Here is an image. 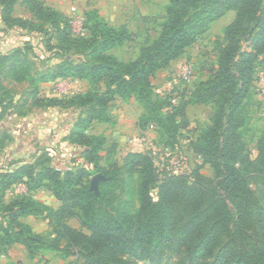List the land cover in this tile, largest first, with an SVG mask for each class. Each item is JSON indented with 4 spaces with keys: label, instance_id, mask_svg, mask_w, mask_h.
<instances>
[{
    "label": "trees",
    "instance_id": "obj_1",
    "mask_svg": "<svg viewBox=\"0 0 264 264\" xmlns=\"http://www.w3.org/2000/svg\"><path fill=\"white\" fill-rule=\"evenodd\" d=\"M17 1L0 0V16L5 24L36 31L49 25L56 31L60 45L87 53L86 60L66 62V66L41 80L71 77L104 87L54 101L63 108L83 109L67 136L68 143L82 148L78 169L62 172L51 164L50 156L42 154L15 172L0 176V207L8 218L6 224L0 221V246L22 243L32 249L29 243L34 238L21 218L45 213L57 216L59 235L69 245H81L87 255L85 264H131L124 256L132 251L145 252L148 247H166L177 253L182 250L191 262L264 264V183L260 189L263 205L252 212L262 245L238 249L222 238L223 233L234 236L242 222L238 216L232 224L237 217L234 215L247 208L243 192L248 179L247 159L239 161L238 149L248 121L244 101L249 94L253 65L264 54V0H168L157 36L143 44L129 61H122L110 51L130 41L133 32L125 25L110 24L98 9L86 11L81 26L84 33H74L69 19L42 0H22L33 20L14 17ZM229 11L235 15L214 42L216 58L201 64L188 100L190 104L214 106L210 124L199 132L191 150L213 167L224 193L191 183L184 176H173L160 181L153 197L151 190L157 180L152 158L146 152H129L124 157L128 199L121 203L116 216L99 213L97 205L106 201L104 188L114 178L99 164L105 139L89 135L88 128L93 122L104 121L110 102L120 97L134 99L150 114L140 120L167 125L165 130L175 133L176 109L166 114L160 111L166 101L153 100L150 78L183 55L206 26ZM244 38L249 40V49L241 48ZM8 60L9 56H1L0 65ZM9 68L16 82L29 80L36 84L37 80L31 78L30 62L15 58ZM257 161L264 163V129L257 140ZM96 173L105 176L99 181L98 194L90 189V177ZM20 184L24 185L23 193L3 203L6 191ZM39 188L50 192L63 207L55 210L28 195ZM62 215L77 217L87 232L65 226Z\"/></svg>",
    "mask_w": 264,
    "mask_h": 264
},
{
    "label": "rangeland",
    "instance_id": "obj_2",
    "mask_svg": "<svg viewBox=\"0 0 264 264\" xmlns=\"http://www.w3.org/2000/svg\"><path fill=\"white\" fill-rule=\"evenodd\" d=\"M42 1L61 11L69 19L70 30L74 33H84L81 27L84 13L93 8H97L112 25L126 23L133 32V38L116 51H110L122 61L134 59L140 47L157 36L168 3V0ZM21 3L22 0L16 2L12 15L33 20L32 14ZM234 15L233 11H229L211 22L173 66L156 72L150 78L153 100L166 101L160 111L166 114L176 109L175 133L167 132V125L159 126L149 120H140V117L150 114L136 101L122 100L120 97H114L110 102L104 121L90 125L86 133L105 139V145L99 152V164L114 178L104 188L106 201L97 205L99 213L107 212L116 216L121 203L128 199L124 157L129 152H146L152 158L157 180L151 190L153 197L156 196L160 181L173 176H184L191 183L224 193L219 183L220 177L216 176L213 167L191 150V143L199 132L210 124L214 106L190 104L188 100L201 64L215 60L214 42ZM241 41V48L249 49V40L244 38ZM1 56H9L10 60L0 65V176L15 172L42 154L50 156L51 164L58 166L62 172L78 169L83 151L68 143L67 136L82 116L83 109L63 108L54 101L104 86L71 77L41 79L66 66V62L86 60L87 53L60 45L56 31L49 25H44L42 31L28 30L7 25L0 16ZM15 58L30 62L31 78L37 80L36 84L29 80H13L9 64ZM252 77L249 94L244 101L248 121L238 149L239 161L247 159L248 179L243 189L247 208L237 214L230 203L233 213L237 214L232 224L238 216L242 217V222L233 237L222 234L225 243L245 250L263 243L252 212L263 205L260 189L264 183V163L257 161V140L264 129V54L254 63ZM71 158L74 162H71ZM23 190L22 184L8 189L3 196V203L12 201ZM28 195L55 210L59 211L63 207L50 192L42 188L28 192ZM7 220V213L0 207V221L6 224ZM61 220L65 226L87 232L75 216L62 215ZM23 221L30 227L34 238L29 243L32 249L22 243L0 246V264H85L87 255L81 245L71 246L59 235L61 226L57 216L44 213L29 216ZM124 258L131 264H209V261L203 260L191 262L182 250L177 253L166 247L159 250L148 247L145 252L132 251Z\"/></svg>",
    "mask_w": 264,
    "mask_h": 264
},
{
    "label": "water",
    "instance_id": "obj_3",
    "mask_svg": "<svg viewBox=\"0 0 264 264\" xmlns=\"http://www.w3.org/2000/svg\"><path fill=\"white\" fill-rule=\"evenodd\" d=\"M101 180H105V176L99 173L92 176L90 180V189L97 194L99 193L98 184H99V181Z\"/></svg>",
    "mask_w": 264,
    "mask_h": 264
},
{
    "label": "crops",
    "instance_id": "obj_4",
    "mask_svg": "<svg viewBox=\"0 0 264 264\" xmlns=\"http://www.w3.org/2000/svg\"><path fill=\"white\" fill-rule=\"evenodd\" d=\"M116 1H117V0H115V2H116ZM96 7H98V6H96ZM96 9H97V8H96ZM106 19H107V18H106ZM230 22H231V21H230ZM230 22H229V23H230ZM119 25H125V26H126L131 32H132V30L127 26L126 23L122 22V23H117V24H115V26H119ZM158 29H159V28H158ZM158 31H159V30H158ZM123 45H125V43H124ZM123 45H122V46H123ZM122 46L115 48V51H116L117 49L121 48ZM115 56H116V54H115ZM181 56H183V55H181ZM181 56H180L179 58H181ZM116 57H117V56H116ZM179 58H177V59L171 61L170 64H169V66H168L167 68H169L170 66H173ZM165 69H166V68H165ZM161 70H164V69H161ZM161 70H159V71H161ZM159 71H158V72H159ZM132 100H134V99H132ZM134 101H135V100H134ZM26 218H27V217H26ZM23 219H24V218H21V221H22L23 223L27 224L26 222L23 221Z\"/></svg>",
    "mask_w": 264,
    "mask_h": 264
},
{
    "label": "built area",
    "instance_id": "obj_5",
    "mask_svg": "<svg viewBox=\"0 0 264 264\" xmlns=\"http://www.w3.org/2000/svg\"><path fill=\"white\" fill-rule=\"evenodd\" d=\"M191 68V67H190Z\"/></svg>",
    "mask_w": 264,
    "mask_h": 264
}]
</instances>
